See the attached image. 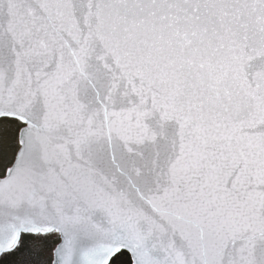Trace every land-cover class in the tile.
<instances>
[{"label": "snow or ice", "instance_id": "snow-or-ice-1", "mask_svg": "<svg viewBox=\"0 0 264 264\" xmlns=\"http://www.w3.org/2000/svg\"><path fill=\"white\" fill-rule=\"evenodd\" d=\"M264 264V0H0V264Z\"/></svg>", "mask_w": 264, "mask_h": 264}, {"label": "trees", "instance_id": "trees-1", "mask_svg": "<svg viewBox=\"0 0 264 264\" xmlns=\"http://www.w3.org/2000/svg\"><path fill=\"white\" fill-rule=\"evenodd\" d=\"M22 255H18L15 257H9L7 260L3 261V264H19L21 260H23Z\"/></svg>", "mask_w": 264, "mask_h": 264}]
</instances>
